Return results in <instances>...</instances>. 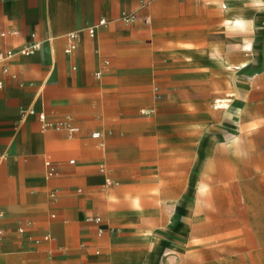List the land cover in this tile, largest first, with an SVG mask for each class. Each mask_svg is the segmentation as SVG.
<instances>
[{
	"label": "crops",
	"instance_id": "1",
	"mask_svg": "<svg viewBox=\"0 0 264 264\" xmlns=\"http://www.w3.org/2000/svg\"><path fill=\"white\" fill-rule=\"evenodd\" d=\"M233 13L264 20L258 0H0V50L41 45L0 70V264H264L257 177L239 183L235 239L210 234V155L230 149L194 127L209 97L156 100L173 72L211 65V25Z\"/></svg>",
	"mask_w": 264,
	"mask_h": 264
},
{
	"label": "rangeland",
	"instance_id": "2",
	"mask_svg": "<svg viewBox=\"0 0 264 264\" xmlns=\"http://www.w3.org/2000/svg\"><path fill=\"white\" fill-rule=\"evenodd\" d=\"M258 6L264 14V0H258ZM198 35H202V30ZM208 38L211 65L173 72L178 81L163 82L164 86L156 89V100L180 92H190L196 98L209 97L206 102L195 104L196 113L202 118L194 119V127L215 144L230 149L225 154L215 150L210 155L213 160L208 189L212 210L210 234L217 241L220 226L229 229L220 231L221 239H235L236 221L243 219L244 225L248 223V218L240 215L244 206L240 200L242 179H259L256 188L259 202L264 205V20L253 19L244 27L214 21ZM199 46L202 47V42ZM219 98H226L227 106L219 107ZM175 109L168 113L185 114ZM151 112L147 108L142 115ZM238 144L243 162L235 160L234 149ZM222 163L226 165L223 168L214 166ZM219 208L227 210V214L220 215Z\"/></svg>",
	"mask_w": 264,
	"mask_h": 264
},
{
	"label": "built area",
	"instance_id": "3",
	"mask_svg": "<svg viewBox=\"0 0 264 264\" xmlns=\"http://www.w3.org/2000/svg\"><path fill=\"white\" fill-rule=\"evenodd\" d=\"M138 17L137 13H131V14H124L123 19L127 22H132ZM146 24L150 23V18L146 17L144 19ZM108 23V20L106 18H101L96 24L89 26L86 30L91 36H95L97 33V30L99 27L104 26ZM80 35V31H72L71 33L68 34V39H69V44L66 48L67 53H73L77 47H78V38ZM40 43H32L29 45H25L21 47L18 50L14 49H7V50H0V70L4 72H9V62L16 56V55H33L36 53L38 49H40ZM97 76L100 77L101 73L98 72ZM1 86V84H0ZM40 120L43 123V127L48 128L50 126V123L47 120L46 114L45 113H38ZM59 128H66L70 134L75 133L78 128L75 126H72L69 123L66 122H61L58 124ZM95 137H99L100 133L96 132L94 133ZM47 168H48V175L53 176L57 173L56 167L54 163L50 160L46 162ZM108 183H111L110 180H108ZM89 221L96 222L100 224L102 222V217L100 216H90L88 217ZM102 229H99V232L102 233ZM2 234V231L0 230V235Z\"/></svg>",
	"mask_w": 264,
	"mask_h": 264
},
{
	"label": "bare ground",
	"instance_id": "4",
	"mask_svg": "<svg viewBox=\"0 0 264 264\" xmlns=\"http://www.w3.org/2000/svg\"><path fill=\"white\" fill-rule=\"evenodd\" d=\"M233 19H234L233 22H234V24H235L236 27H242V26H244V23L246 24V21L243 22L244 21V16L241 13H233ZM217 103H218V106L219 107L227 106V99L226 98H219L217 100Z\"/></svg>",
	"mask_w": 264,
	"mask_h": 264
}]
</instances>
